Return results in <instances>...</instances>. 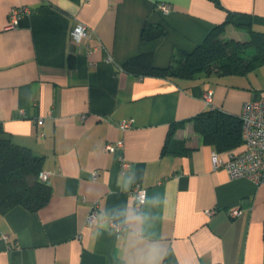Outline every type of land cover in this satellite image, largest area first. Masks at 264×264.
<instances>
[{
  "label": "crops",
  "instance_id": "obj_1",
  "mask_svg": "<svg viewBox=\"0 0 264 264\" xmlns=\"http://www.w3.org/2000/svg\"><path fill=\"white\" fill-rule=\"evenodd\" d=\"M219 1L222 7L213 0H0V124L43 156L51 189L37 211L0 212V264H264V183L214 169L213 151L222 157L241 144L216 150L190 120L209 108L206 90L212 108L239 116L245 100L264 96V65L195 79L123 67L141 54L168 66L176 51H192L223 22L226 9L252 14L264 31V0ZM161 2L171 6L165 14ZM18 5L31 12L7 28ZM78 22L90 36L75 45L70 30ZM145 27L164 33L147 39ZM224 37L249 39L229 24ZM129 118L132 126L121 130ZM119 140L124 169L118 151L106 149ZM135 185L146 189L139 206ZM95 201L98 224L89 226ZM232 208L241 214L231 217ZM111 220L124 232L116 234Z\"/></svg>",
  "mask_w": 264,
  "mask_h": 264
},
{
  "label": "trees",
  "instance_id": "obj_2",
  "mask_svg": "<svg viewBox=\"0 0 264 264\" xmlns=\"http://www.w3.org/2000/svg\"><path fill=\"white\" fill-rule=\"evenodd\" d=\"M213 1L222 7L219 0ZM228 24L247 32L249 39L239 41L224 37ZM163 33L162 28L149 30L145 27L142 35L149 39ZM260 65H264V31L253 27L252 14L226 9L223 22L214 26L192 51H176L168 66L156 67L152 64L150 54H141L127 60L123 67L137 75L195 79L212 73L243 75ZM190 120L203 140L211 143L216 150H226L242 142V121L239 116L208 108ZM185 121L172 122L168 138L172 137L176 129L184 126ZM42 161L43 156L13 142L0 124V212L16 206L33 212L48 203L51 189L40 178Z\"/></svg>",
  "mask_w": 264,
  "mask_h": 264
},
{
  "label": "built area",
  "instance_id": "obj_3",
  "mask_svg": "<svg viewBox=\"0 0 264 264\" xmlns=\"http://www.w3.org/2000/svg\"><path fill=\"white\" fill-rule=\"evenodd\" d=\"M171 6L167 2H161L157 5V9L165 14L170 10ZM31 9L27 5L12 6L8 11L7 28H14L18 25L22 16L29 14ZM90 36L88 27L81 22L76 23L70 30V41L72 44L80 45ZM212 91L206 90L202 98L205 103L211 107ZM82 118L84 115L81 116ZM242 121L241 146L237 149L227 151L224 156H218L215 151L212 152V167H222L226 170L229 177L239 178L246 177L254 183H264V96H257L242 103L239 115ZM43 118H39L37 122L41 124ZM133 119H123L118 123L121 130L128 129L132 126ZM43 135V132H40ZM122 147V141L106 144V149L111 152L118 151V159L121 168H125L128 162L124 160L119 150ZM48 172L41 171L40 178L47 181ZM96 175V173H94ZM132 195L136 199V204L142 205L146 197V189L135 185L132 189ZM99 203L95 201L90 206L86 221L89 226L98 224ZM213 209L206 210L208 215L213 213ZM231 217H237L241 214L240 208H232L228 210ZM112 227L116 234H121L125 230V224L122 222L111 220Z\"/></svg>",
  "mask_w": 264,
  "mask_h": 264
}]
</instances>
